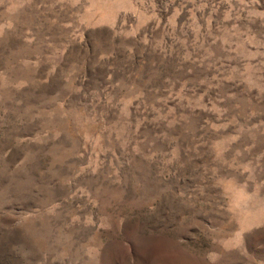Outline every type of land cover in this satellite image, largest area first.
Masks as SVG:
<instances>
[{
	"label": "rangeland",
	"instance_id": "obj_1",
	"mask_svg": "<svg viewBox=\"0 0 264 264\" xmlns=\"http://www.w3.org/2000/svg\"><path fill=\"white\" fill-rule=\"evenodd\" d=\"M0 264H264V0H0Z\"/></svg>",
	"mask_w": 264,
	"mask_h": 264
}]
</instances>
